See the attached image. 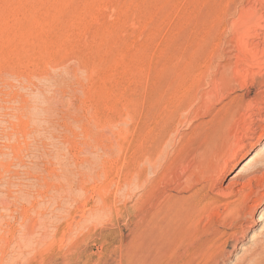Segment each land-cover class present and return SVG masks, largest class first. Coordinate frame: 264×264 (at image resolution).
<instances>
[{
  "label": "rangeland",
  "instance_id": "1",
  "mask_svg": "<svg viewBox=\"0 0 264 264\" xmlns=\"http://www.w3.org/2000/svg\"><path fill=\"white\" fill-rule=\"evenodd\" d=\"M263 54L264 0H0V264L264 262L246 261L264 241V161L246 166L245 190L229 187L264 157V102L246 128L234 119L199 134L187 122L188 101L213 93L221 65L234 96L246 76L259 96L253 61ZM226 154L237 155L210 196L242 189L256 222L230 239L224 261L207 237L234 221L222 206L185 208Z\"/></svg>",
  "mask_w": 264,
  "mask_h": 264
},
{
  "label": "bare ground",
  "instance_id": "2",
  "mask_svg": "<svg viewBox=\"0 0 264 264\" xmlns=\"http://www.w3.org/2000/svg\"><path fill=\"white\" fill-rule=\"evenodd\" d=\"M258 36V35H257ZM261 53V52H260ZM262 54V53H261ZM254 63H253V65H254V67H256V68H258V71L256 72H253L252 73V78H253V83L255 84V85H258L259 86V88H260V94H259V96H256L254 99H250V96H251V89L248 87V76H246V77H244V79H243V85L241 86V89H242V91H243V94H241V95H233L234 93V91H232L231 90V87H230V84L228 85V83H227V77H226V74L224 73L225 72V67L227 66L226 64V66L225 67H223L222 65L221 66H219L220 67V70L216 73L215 72V76H214V79L213 78H211V79H213L214 80V82L212 81V84H213V87H214V90H213V93H210L209 91V93L210 94H212L211 96H209L212 100H211V102H209V103H211L212 105V108H210V110H209V112H207L206 114L208 115V116H212L211 117V120L209 121V123H207V122H203L202 121V118H204L202 115H201V113H202V111H204V112H206L205 111V107H206V103H207V101H208V98H207V96H208V92H203L202 94H201V96L198 98V101L197 102H199L198 104L199 105H197V106H195V104H194V102H191V99H190V101H188V102H190V103H187V104H190L189 105V108H187L188 109V115H187V122H189L190 123V125H192V127H193V131L195 130H199L200 131V129H202L203 127H204V129L205 130H203L202 129V131L199 133V132H197V134L199 133V134H203L202 132L203 131H205V133L206 134H209V132L207 131V129H209V127H210V125L212 126L214 123H218V124H220V126L222 125V123H223V125L226 123V122H228V124L229 123H233L234 122V119H236V123H237V125H240V124H243V127L245 126V124H247V122H248V120H250L251 119V117H252V115H253V113L255 112V110L257 109L258 110V108H260V105L264 102V54L260 57V58H258V59H255L254 61H253ZM247 70H249V69H247ZM254 70V69H253ZM240 71V70H239ZM242 71V70H241ZM237 72V71H236ZM249 72V71H248ZM202 73V72H201ZM201 73H200V76H199V79H198V83L200 84L199 86L201 87V84H202V86H204L203 85V83H202V81H203V79L205 78H203L202 79V77H203V75H201ZM248 74H250V73H248ZM251 75V74H250ZM228 76V75H227ZM207 80V79H206ZM203 82H206V81H203ZM209 83V82H208ZM210 85H211V83H209ZM205 86H207V85H205ZM212 86V85H211ZM212 87V88H213ZM193 91V89H190V92H192ZM202 91V90H201ZM194 92V91H193ZM196 94H198V92L196 93ZM190 95V94H189ZM191 96H193V98L195 97V95H192L191 94ZM197 97H198V95H196ZM190 98V97H189ZM194 99H197V98H194ZM193 101H196V100H193ZM218 106H221V108L218 110L217 108H218ZM188 107V106H187ZM215 112V115H213V113ZM252 120V119H251ZM264 121V120H263ZM198 122V123H197ZM252 122V121H251ZM196 123H197V125H196ZM212 123V124H211ZM218 124L216 125V124H214V125H216L217 127H218ZM227 124V125H228ZM208 125H209V127H208ZM220 126H219V128H220ZM191 127V128H192ZM208 127V128H207ZM215 127V126H214ZM226 127V126H225ZM231 127V126H230ZM240 127V126H239ZM222 128V127H221ZM245 128H246V126H245ZM224 130H225V128H223ZM234 129V128H233ZM209 130H214V129H209ZM220 129H218L217 130V128H216V132L217 131H219ZM223 130V131H224ZM228 130H230V129H228ZM241 130V129H240ZM246 130V129H245ZM214 131V133H213V131H210V132H212L214 135L215 134H217L216 132ZM226 131V130H225ZM225 131H224V133H225ZM192 133V132H191ZM194 133H196V132H194ZM204 133V134H205ZM220 132H218V134H219ZM221 133H222V131H221ZM220 133V134H221ZM210 135V134H209ZM207 136V135H206ZM236 137V136H235ZM242 137V136H241ZM233 138V137H232ZM231 138V139H232ZM242 139V138H241ZM224 141V140H223ZM238 141V140H237ZM243 141V140H242ZM233 142V141H232ZM166 143V142H165ZM211 144H213L212 142H210ZM163 144V143H162ZM236 145V144H235ZM159 146V145H158ZM238 146V145H237ZM156 147V146H155ZM161 147H163V146H161ZM207 147H209V146H207ZM213 147V146H212ZM164 148V147H163ZM210 148V147H209ZM208 148V149H209ZM213 148H215V147H213ZM160 149H162V148H160ZM179 149V148H178ZM216 149V148H215ZM219 149V148H218ZM159 149H157V151H158ZM180 150V149H179ZM178 150V151H179ZM182 150H183V148H182ZM156 151V150H155ZM162 151L163 150H160V153H159V151H158V153L159 154H157V156H162V155H160V154H162ZM177 151V152H178ZM220 151V150H219ZM224 151V150H223ZM182 151L180 150V152L179 153H177V155H179L180 153H181ZM206 152H207V149H206ZM230 152V151H229ZM153 153H154V150H153ZM164 153V152H163ZM167 153V152H166ZM183 153V152H182ZM198 153V152H197ZM208 153V152H207ZM215 153V152H214ZM155 154H156V152H155ZM154 154V155H155ZM224 154V153H223ZM181 155V154H180ZM197 155V154H196ZM205 155H206V153H205ZM236 155L237 154H232V155H230V154H226V155H223L221 158H219L218 160H217V167L215 168V171H213L214 173H212V175L209 177V179H208V182H207V184L206 185H203V187H201V189L199 190V192L200 193H198V194H201L202 196V198L201 199H199L198 200V202H196L195 203V206L194 205H187L186 206V208H185V210L187 211V213L189 214V212L191 211V210H194L195 208H196V206H199L197 203H199V204H202V207H204L205 209H210L209 207H213L214 209H216V210H220V207L222 206L224 209H223V214H220V215H222V216H224L225 217V219H230L231 221L233 220L234 221V223L232 224V226H231V228H229L230 230V232L229 231H226V232H224V231H221L220 229H217L216 230V232H215V234L217 235L214 239H213V237L211 238V237H207V242L210 244L209 246L212 248V249H215V251L219 248V253L217 254V260H223L224 259V261H227L228 259H229V257H230V255L232 254L231 253V251H229V241H230V239L232 238L233 240L235 239L237 242H239V239L240 238H245V236H246V232H245V229L246 228H251V226L250 225H248V224H254L256 221V218L254 219V217H255V215H254V208H251L250 207V210H249V208H248V200L249 199H246L245 197H244V194H243V192H242V189L241 190H239V191H233L232 190V192H231V200H225V201H220V200H217V198H213V197H211L210 196V194H212V192L215 190V188H216V185H218L217 183H219L221 180H222V178H223V175H225L226 173H227V171H228V169H229V167H230V165H231V163H232V160H233V158L234 157H236ZM257 155L258 154H255V156H253V157H251L250 159H248V161H246V163L240 168V170H239V172L237 173V175L234 177V179L233 180H231L230 182H229V187H233V185H235V184H237V185H241L242 186V188L245 190V188L248 186V185H250L251 183H252V181H251V179L250 178H246L245 177V175H242V173L243 172H245V170H246V166H248V165H250L251 163H253V164H256V163H263V161H264V157H260V155L257 157ZM156 156V155H155ZM157 156H156V158H154V159H152V157H154L153 156V154H152V157H150L151 159L149 160V162L150 161H152L150 164H151V167H152V165H153V162H155V160L157 159ZM166 156V155H165ZM199 156V155H198ZM197 156V157H198ZM201 156H202V154H201ZM212 156V155H211ZM176 157V156H175ZM180 157V156H179ZM177 158V157H176ZM176 158H175V160H176ZM174 159V158H173ZM182 159H184V158H182ZM182 159H180L181 161H182ZM201 159V158H200ZM166 160V159H165ZM169 160V159H168ZM179 159H178V162L180 161ZM207 160V159H206ZM157 161H159L158 159H157ZM177 161V160H176ZM208 161H209V159H208ZM171 162V161H170ZM173 162V161H172ZM155 163H157L158 164V162H155ZM154 163V166H155V168H156V165L157 164H155ZM177 163V162H176ZM186 163V162H185ZM171 164H175V163H171ZM171 164H169V165H171ZM180 164V163H179ZM209 164V163H208ZM159 165V164H158ZM167 165V164H166ZM168 165V166H169ZM167 166V167H168ZM172 166V165H171ZM187 166V165H186ZM170 167V166H169ZM213 167V166H212ZM215 167V166H214ZM249 167V166H248ZM251 167H252V164H251ZM189 169V168H188ZM209 169V168H208ZM214 168H212V170H213ZM249 169V168H248ZM177 170V169H176ZM186 171V170H185ZM184 171V172H185ZM195 171V170H194ZM204 174H206V172H204ZM207 176V175H206ZM144 178V177H143ZM205 178V177H204ZM207 190V191H206ZM252 190V189H251ZM166 193V192H165ZM168 196H170V197H168V200H173V199H175V200H178V203H180V204H185L186 203V200H187V198H178L177 196H173V195H170V194H167ZM216 195H220L219 193H217ZM164 197V196H163ZM229 197V196H228ZM165 198V197H164ZM163 198V199H164ZM226 198V197H225ZM230 198V197H229ZM238 198V199H237ZM168 200H166V201H168ZM174 200V201H175ZM197 200V199H196ZM165 201V202H166ZM185 201V202H184ZM170 202V201H169ZM187 202H188V200H187ZM192 202V201H191ZM190 202V203H191ZM172 203H173V201H172ZM175 203V202H174ZM178 203H177V201H176V203H175V205H178ZM166 204V203H165ZM164 204V205H165ZM168 205V204H167ZM167 205H165V207L167 206ZM179 206H181V205H179ZM171 207H173L171 204H170V206H169V209L171 208ZM175 207H177V206H175ZM201 207V206H200ZM201 207V208H202ZM182 208L183 207H181L180 208V211H182ZM172 209H174V208H172ZM171 209V211L173 212V210ZM177 209V208H176ZM178 209H179V207H178ZM178 209H177V213L179 212L178 211ZM198 209V208H197ZM200 209V208H199ZM199 209H198V211H199ZM201 210V209H200ZM168 211V210H167ZM167 211H165V212H167ZM203 211V210H202ZM205 211H207V210H205ZM164 212V211H163ZM193 212L194 211H192V214H193ZM219 212V211H218ZM168 214H170L171 212H167ZM167 213H164V214H167ZM176 213V212H175ZM186 213V212H185ZM205 213V212H204ZM215 213H217V212H215ZM173 214L174 213H172V216H173ZM180 214V213H179ZM182 214H183V212H182ZM197 214V213H196ZM203 214V213H202ZM195 215V214H194ZM198 215V214H197ZM211 215V214H210ZM216 215V214H215ZM171 216V215H170ZM169 215H168V218L170 217ZM171 216V217H172ZM175 216H177V214H175ZM196 216V215H195ZM217 216H218V213H217ZM264 216V215H263ZM180 217V216H179ZM191 217V216H190ZM247 217H250V220L247 218ZM173 218H174V216H173ZM172 218V219H173ZM177 218V217H176ZM181 218V217H180ZM185 218V217H184ZM195 218V217H194ZM217 218V217H216ZM263 218V217H262ZM171 219V218H170ZM193 219V218H192ZM176 220L177 219H173L172 220V222H170L169 221V219H168V224H169V222H170V224H169V228H173V225H174V223L176 222ZM184 220V219H183ZM188 220V219H187ZM186 220V221H187ZM153 221V220H152ZM166 221H167V219H166ZM177 221H179V219L177 220ZM185 221V220H184ZM209 221V220H208ZM188 222V221H187ZM192 222H193V220H192ZM192 222H190L191 224H192ZM197 222V221H196ZM195 222V220H194V223L193 224H195L196 223ZM199 222V221H198ZM211 222H213V221H211ZM260 222V221H259ZM167 223V222H166ZM165 223V224H166ZM186 223V222H185ZM264 223V222H263ZM184 224V223H183ZM209 224H211V223H209ZM190 225V224H189ZM166 227H167V225H165ZM191 226V225H190ZM207 226V225H206ZM176 227L178 228V230H179V225H176ZM175 227V228H176ZM187 227V226H186ZM189 227V226H188ZM208 227V226H207ZM217 227V226H216ZM180 228H182L181 230H183L184 229V227H180ZM209 228V227H208ZM215 229V228H214ZM167 230H169L168 228H167ZM166 230V231H167ZM208 230V229H207ZM170 231H171V229H170ZM174 231H175V229H174ZM186 231V230H185ZM206 231V230H205ZM210 231V230H209ZM215 231V230H214ZM169 232V231H168ZM172 232H173V230H172ZM177 232H179V231H177ZM170 233V232H169ZM175 232H173V234H174ZM203 233H204V231H203ZM210 233H212L211 231H210ZM210 233H206L207 235L208 234H210ZM232 233V234H231ZM154 234V233H153ZM166 234V233H165ZM173 234H171V236L173 235ZM205 234V233H204ZM214 234V235H215ZM163 235V234H162ZM175 235V237H176V234H174ZM182 235V234H181ZM185 235V234H184ZM143 236H145L146 237V235H144L143 234ZM165 236V235H164ZM163 236V237H164ZM177 236H178V234H177ZM198 236V235H197ZM239 236H241L240 238H238ZM161 237V236H160ZM174 237V236H173ZM175 237H174V239H175ZM201 237V236H200ZM194 238V237H193ZM143 239H144V237H143ZM156 239V238H155ZM166 239V238H165ZM164 239V240H165ZM172 239V238H171ZM148 240V239H147ZM173 240V239H172ZM172 240L170 241V242H172ZM159 241V240H158ZM162 241H163V239H162ZM168 241H169V238H168ZM176 241V240H175ZM178 241H180V240H178ZM160 242V241H159ZM170 242H169V244H170ZM206 242V243H207ZM264 241H256L255 243V247H256V249H255V253H254V255L249 259H247V257L246 258H244L242 261H241V263H244V261L246 260V261H250V260H252V258H254V257H256V258H260V259H263V256H264V243H263ZM142 243H144V242H142ZM149 247L151 248V249H153L154 247H155V244H157V243H155V240H154V236L152 235V234H150L149 235ZM161 243V242H160ZM173 243V242H172ZM241 243V242H240ZM168 244V243H167ZM202 244V243H201ZM237 244V243H236ZM162 245H163V242H162ZM166 245V244H165ZM161 246V245H160ZM179 246V245H178ZM177 246V248H179ZM202 246V245H201ZM237 246V245H236ZM142 247H143V245H142ZM141 247V248H142ZM206 247V246H205ZM146 248H147V245H146ZM202 248V247H201ZM156 249H157V247H156ZM170 249V248H169ZM174 249H175V247H174ZM155 250V249H154ZM178 250V249H177ZM176 250V251H177ZM194 250V249H193ZM196 250V249H195ZM202 250H203V248H202ZM205 251H206V249H205ZM215 251H214V253H215ZM254 251V250H253ZM169 252V251H168ZM200 252V251H199ZM144 253V252H143ZM172 253V252H171ZM173 253H174V251H173ZM194 253V252H193ZM195 253H196V251H195ZM208 253H209V251H208ZM212 253V252H211ZM210 253V255H212ZM217 253V252H216ZM164 254V253H163ZM198 254V253H197ZM197 254H195V255H197ZM203 254V253H202ZM189 255V254H188ZM216 255V254H215ZM198 256V255H197ZM202 256V255H201ZM204 256H206L205 254H204ZM207 257V256H206ZM210 258V257H209ZM214 258V257H213ZM149 259V258H148ZM212 260V259H211ZM214 260H216V259H214ZM216 260V261H217ZM253 260H255V259H253ZM210 261V260H209ZM259 261V260H258ZM251 262V261H250ZM253 262V261H252ZM208 263V262H207ZM223 263V262H222ZM210 264V263H209ZM217 264H218V262H217ZM248 264V263H247ZM251 264V263H250ZM254 264V263H253ZM257 264H264V262H262L261 260L257 263Z\"/></svg>",
  "mask_w": 264,
  "mask_h": 264
}]
</instances>
